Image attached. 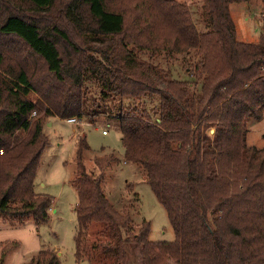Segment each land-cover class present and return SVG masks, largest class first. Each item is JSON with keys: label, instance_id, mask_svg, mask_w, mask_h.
Returning <instances> with one entry per match:
<instances>
[{"label": "trees", "instance_id": "16d2710c", "mask_svg": "<svg viewBox=\"0 0 264 264\" xmlns=\"http://www.w3.org/2000/svg\"><path fill=\"white\" fill-rule=\"evenodd\" d=\"M248 1L203 0L208 31L199 33L174 0H0V215L12 225L48 223L53 198L34 191L49 144L43 127L50 117L80 123L99 88L102 98L144 99L117 117L123 160L142 168L175 240L150 242L147 221L133 229L106 198L101 175L87 171L89 147L77 137L76 259L93 251L128 264L125 246L133 244L139 264H264V148L247 146L245 125L264 114V29L256 42H239L229 13ZM21 4L34 15L9 9ZM10 43L40 71L12 59ZM142 53L197 60L182 81ZM115 159L108 152L93 163L103 171ZM93 224L99 231L87 242ZM32 264L60 263L41 249Z\"/></svg>", "mask_w": 264, "mask_h": 264}, {"label": "rangeland", "instance_id": "374dc122", "mask_svg": "<svg viewBox=\"0 0 264 264\" xmlns=\"http://www.w3.org/2000/svg\"><path fill=\"white\" fill-rule=\"evenodd\" d=\"M174 1L189 10L199 33L208 31L203 17V0ZM9 9L27 17L34 15L30 6L23 4L15 5L17 11L12 9V6ZM229 13L235 25L236 39L244 43L256 42L264 29V11L260 1L249 0L245 3L230 4ZM128 28L133 32L130 21ZM59 45H61L60 42ZM4 48L10 50L12 59L14 57L27 59L26 64L29 71L37 68L39 70V62L29 58L22 48L21 53H17L19 46L16 43H10L9 47ZM58 48L63 51L60 46ZM195 57L184 60L180 55L167 58L161 54L151 59L149 53L139 55L141 60L170 67L173 71L177 70L181 78L173 77L182 81L185 68L190 67L191 62L197 60ZM8 63L13 66L12 61H8ZM94 91L96 95L91 94L86 98L85 116L80 123L78 121L77 125L69 124L65 120L55 117L46 120L43 133L49 144L40 157L34 191L37 194H45L53 198L49 221L42 225L36 224L31 218H26L21 224L12 225L5 216L0 215V259L2 250L6 251L2 264H32L41 249L54 252L58 256L60 264L109 263L106 258L93 253V251H87L89 257L92 256L93 259H89L86 253L80 259L75 257L77 194L72 180L75 175L74 153L77 137H84L89 147L83 153V162L87 171L94 176L101 175L102 188L106 198L117 211L130 217L133 229L137 231L141 223L147 221L150 224L148 235L150 242H173L175 240L166 211L146 183L142 168L123 160L117 117L120 112L126 113L129 108L133 110L143 106L144 99L102 98L99 88ZM245 125L247 146L263 149L264 114L260 120L247 119ZM75 134L76 138H74ZM208 134L212 135L210 130ZM108 152H112L116 159L103 171H100L93 163V159L102 157ZM97 225L99 224H93L89 228L88 232L92 228L94 229L91 230L87 242H92L97 237L99 229L94 227ZM125 249L129 260L128 264H139V247L129 244L125 246Z\"/></svg>", "mask_w": 264, "mask_h": 264}, {"label": "built area", "instance_id": "2783aa9c", "mask_svg": "<svg viewBox=\"0 0 264 264\" xmlns=\"http://www.w3.org/2000/svg\"><path fill=\"white\" fill-rule=\"evenodd\" d=\"M31 115L34 116L35 113L33 112ZM65 121L67 123H69V124H74V125H77L78 124V120L76 118H74V117L73 118L65 119ZM103 134H104V132H103Z\"/></svg>", "mask_w": 264, "mask_h": 264}, {"label": "water", "instance_id": "95a60500", "mask_svg": "<svg viewBox=\"0 0 264 264\" xmlns=\"http://www.w3.org/2000/svg\"><path fill=\"white\" fill-rule=\"evenodd\" d=\"M210 134H214V130L212 129V130H210Z\"/></svg>", "mask_w": 264, "mask_h": 264}, {"label": "crops", "instance_id": "0c3cea01", "mask_svg": "<svg viewBox=\"0 0 264 264\" xmlns=\"http://www.w3.org/2000/svg\"><path fill=\"white\" fill-rule=\"evenodd\" d=\"M76 134H77V133H76ZM76 134H75V137H74V138H76V136H77Z\"/></svg>", "mask_w": 264, "mask_h": 264}]
</instances>
